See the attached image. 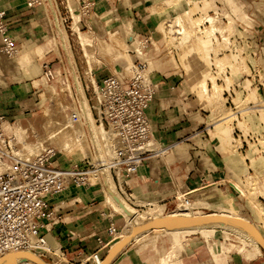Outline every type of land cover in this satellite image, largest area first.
Instances as JSON below:
<instances>
[{
    "label": "rangeland",
    "instance_id": "374dc122",
    "mask_svg": "<svg viewBox=\"0 0 264 264\" xmlns=\"http://www.w3.org/2000/svg\"><path fill=\"white\" fill-rule=\"evenodd\" d=\"M52 1L54 5L52 9V25L54 23V26L58 28L57 30L61 33L63 42L61 43L58 39L57 42H55L53 40L54 37L50 39V34L44 41L33 44V49L36 48L39 51L42 50L34 58L33 67L35 69L39 67L40 69L42 63L49 62V69L52 71V75L54 71L58 74V69L62 66V64L60 65V60L62 59L63 63H66V70L61 69L59 75L54 77L51 76L48 79V83L52 85L55 90L53 98L50 96V93H44V90L40 87L34 88L36 91H32L33 95L29 97L27 101L22 103L24 107L32 110V112L30 111V114L27 115V117H23L21 115L15 117L14 120L16 121V119L20 118L23 123V127L27 130V135H32L34 139L28 122L34 124L37 130L40 131L41 128L39 126L43 124L44 120L47 118V108H51L54 113L60 112V119H72L76 112L74 107L75 105L72 106V99L75 100L77 110H80L83 106L88 105L87 107L90 111L89 98L91 97L92 87L96 83V75L98 73L104 75H116L121 70H123V72H128L132 63L139 58L145 59L147 63L146 70L152 66L150 68L152 73L157 72L161 75L174 73V75H178V88L184 96L187 93H191V96H193V100H196L198 107L200 106V108L204 111L202 118L205 120L207 125H209L207 129L213 128V132L208 133L211 137H217L219 140L218 144H214V146L219 147V151L229 157L228 163L230 166L235 167V170L239 168L238 181L233 182L232 180H229V182L232 183L233 188L238 193L232 192L233 195L231 197L225 198V200L222 201L213 203L205 202L208 205L199 204L197 202L199 200L193 199L189 195L178 198L179 193L169 194L167 198H164L165 200H163L162 203L156 202L158 206H161L164 214L162 216L151 218V223L157 225L159 222L161 223V221L170 218V209L177 203V208H180L183 205L182 203L184 199L187 198L191 200L192 204L191 208L187 211V213L190 214L188 217L196 218L195 220L200 222L203 218H205V216L210 214H219L220 210L224 209L230 211L231 213L233 212L232 215H236L237 225L220 226L218 224L210 223L212 226L200 228V223L197 222L191 227L183 225L177 227L176 229L168 230L167 232H181L180 234L174 236L176 244H174L169 251L167 249L171 246L173 236L168 234L155 235L154 230L148 231L135 238L131 244L136 241L133 245H137L139 249L141 248V252L147 251L145 255L147 260L146 262L148 264L151 260L157 258L158 256L159 258L156 260L155 264H180L179 262L185 264L186 260L184 249L186 248L184 246V236L188 235L196 238L194 242L198 245L197 247L200 249L199 251H203L200 258L206 259L210 264H217V260L220 264H242V261L244 262L254 258L257 253H260L256 235L258 236L259 233L263 238V234H261L259 229L262 228V231H264V214H261L263 210H260V207L264 206V101L261 98L263 88L258 84V82L261 83L264 81V73L258 74V77L260 78V81H258L259 78L255 77L251 69L248 68L246 58H241L240 63L234 65L233 61H235L236 55L233 51H230V49H228V47L219 40V38L217 39L214 37L215 35L207 38L205 36L206 32H202V30H204L206 26H209V24L201 25L199 29L197 27L194 29L190 26L189 19L192 21L197 20L206 14L212 15V13L209 12L210 10H219L216 2H220V0H155L156 3L154 7H152L153 15L157 19V35H155V38L157 39L158 37L160 42L156 45L143 43L141 38H137L134 34L131 36L130 40H126L125 36L130 33L125 30L123 24L128 22L127 19H117L114 21L113 25L110 24L113 28L108 33L104 32L103 29L101 32L97 31L94 25L90 26L91 22L88 24L90 19L87 20L86 27H83V29H81L82 27L79 26L78 22L76 25H78L80 30L87 32V42H82L74 29V21L77 17L79 18V15L75 13H72L71 15L73 18V24L71 25L73 35H71L69 29L66 25L62 24L58 17V0ZM224 1L228 2L235 12L242 15L241 2L237 0L235 1L236 3L234 0ZM231 1H233L236 6ZM219 7L222 8V6ZM177 16H180L183 21V28L180 30L182 31L180 34L174 32V30H177L178 27L171 26L172 21ZM92 20L93 22L99 21L97 18H93ZM104 20L105 19H101L102 22ZM102 22L101 24L103 26L109 24ZM248 22L252 25V22ZM96 24L100 27V23ZM223 25L224 24H221L220 22L215 24L216 27H219L222 30L221 33H219L221 35H224L226 29H228ZM191 33L192 35H195V39L193 38L194 36H191L192 38L189 37V34ZM234 33L235 32L230 33V31H227V34L230 35ZM53 36L56 35L54 34ZM45 41L47 42L43 47H37ZM49 41L51 42L50 46H46ZM86 43H90V46L88 45L85 47L84 45H86ZM58 44H63L64 47L58 48ZM20 46L19 42L16 43L17 49L21 50ZM139 46L142 47L143 56H136L135 54V50ZM56 48L60 52L59 55L57 54ZM244 49L247 50L248 48ZM51 50L54 51L44 56V54ZM228 50L229 52H227ZM65 52H67L66 61L64 55ZM88 54L94 56L95 58L92 63L87 61ZM15 56L13 55L8 57L7 55L0 54V57H3L11 64H14ZM205 58L207 60L206 65H204L206 62L204 60ZM196 60L200 61L204 68L196 75H189V67H193ZM121 62L126 63L125 67H122L123 64H121ZM217 63H221V66H217ZM250 63L252 66L255 64L253 61H250ZM212 64L217 67L216 74H213L211 71ZM89 65L92 66L89 67ZM225 66H229L231 68V73L228 77L224 75L221 76V74H219V72H222L221 68ZM69 67L73 72L69 70ZM24 69L28 71V66ZM56 72L54 75H56ZM43 76L44 74L39 70V73L33 76V79H39ZM211 78L214 80L213 82L211 81V84H209V79ZM225 78L228 79L225 80ZM33 79L31 80V83H29L32 88ZM201 81L206 82V91L200 90L199 86ZM85 85L89 93L86 91ZM27 88L30 89V86ZM215 88L217 89L218 97L212 98L209 95L210 93L213 94L215 92ZM225 91H228L229 95H226ZM224 93L225 95H223ZM218 102L224 104V107H219ZM61 104L64 106L62 110L60 109ZM252 106L261 107L251 110L248 109V107ZM219 116L223 119L221 120V117ZM197 117H199V115ZM82 120L85 122L83 118ZM73 121L78 127H82L77 118ZM83 125L85 126L84 130L86 132L93 156L102 155V150L99 149V145L97 146V144L93 143L96 136L95 126L97 125L93 123V120L90 122L87 121ZM203 132L206 133L205 129ZM203 132L200 130L193 133L188 131V135H192L193 138L195 134H198L199 140H197L198 142H193V144L204 149L206 147V142L204 138L201 139V137H203ZM192 138L191 136L186 137L188 140ZM159 148L160 145L157 144L156 149ZM191 150L195 151L196 149L193 148ZM86 158L90 162L94 163L92 158ZM82 159L85 158L82 156L81 151L76 148L70 153L62 152V154H58L55 161H59L64 164L70 161L77 162ZM235 170L231 176L234 175ZM109 174L111 176L110 170ZM97 178L98 177L95 175L90 176L89 183L90 185H94L91 189H88L87 187L74 189L72 195L67 196L68 199L65 203L68 204H66L67 206L65 208H62L64 223L71 222L72 216L77 215L79 211L83 212L85 210L92 209L93 213L90 216L80 219L78 220L79 222L76 223V228L84 231L88 227L92 226V223L98 225L97 219L100 218L101 213L104 212L108 214L109 210L111 212V208L106 206L103 202V187L102 185L101 187L99 186L98 183L100 182ZM113 190L116 194L115 196L117 197H115L116 200L118 199L124 207L128 208L129 211H133L127 206L129 202L119 197L115 186H113ZM135 193L136 192L134 191V194ZM135 197H140V193L137 192L134 199ZM77 198H79V200H76ZM85 198L90 200V202L92 201L91 204H94L93 207H89L87 205L85 210L80 209L78 211L76 210V207L79 204H69L71 201H82V199ZM145 201L148 202L149 200ZM94 206H96V211L94 210ZM143 209L144 211L149 210L148 206H146V208H142V210ZM66 211L67 213H64ZM121 216H117L113 219H121L120 229L123 228L125 221L127 220L126 217L129 215L125 216L121 214ZM177 217H182V215H177ZM83 220H85V223L87 224L82 225ZM146 221H148L146 218H142L141 223ZM100 226L102 227V225H98V227ZM64 227L65 226L60 225L54 226V228L61 233H63ZM211 229L213 232L209 235H206V232L203 234L200 233V231ZM121 239L118 238L113 245H116ZM207 239L211 240L210 242L214 247V253L212 252V255L207 254L206 252ZM87 242L88 246H92L94 244L93 239L87 240ZM210 242H208V246L212 251ZM121 253H119L117 257ZM50 264H59V261Z\"/></svg>",
    "mask_w": 264,
    "mask_h": 264
},
{
    "label": "built area",
    "instance_id": "2783aa9c",
    "mask_svg": "<svg viewBox=\"0 0 264 264\" xmlns=\"http://www.w3.org/2000/svg\"><path fill=\"white\" fill-rule=\"evenodd\" d=\"M23 1L29 10L44 11L43 0ZM216 4L218 12H228L221 0ZM94 5L93 0H58V17L70 31L71 14H78L79 26L83 29L87 20L94 15ZM209 12L214 13L215 10ZM248 17L254 18L253 13ZM253 28L252 25L235 23L234 34L228 35L226 31L224 35L217 33L214 37L219 38L236 55L234 65L239 64L241 58H246L248 68L258 77V74L264 73V52L259 49V40L255 36L257 31L254 32ZM141 41L148 43V38ZM16 43L6 10L0 7V54L15 56ZM250 61L255 63L254 66ZM146 64L145 59L139 58L132 63L128 72L121 70L116 75L96 79L97 88L92 89L89 98L92 120L94 124L103 126L113 148L109 168L111 179L119 197L129 203L134 200L131 180L139 169L147 167L150 157L169 151V147L156 149L157 143L152 138L147 111L160 89L152 72L144 74ZM221 69V76H230L229 66ZM44 71L47 79L53 76L48 66ZM211 71L217 73V67L213 64ZM258 84L264 89V81ZM85 88L88 92L86 85ZM225 93L229 95L228 91ZM30 111L22 110L19 115L27 117ZM14 122L9 115L0 114V260L11 254L29 252L47 264L62 258L66 259V264H100L107 250L119 238L117 232L120 227L113 219L121 214L112 213V210L108 214L101 213L98 224L106 222V227L84 235L74 230L63 235L54 228L56 225H67L63 222L62 213V204L66 201L64 196L72 195L74 189H91L94 186L89 183L94 166L87 158L64 164L55 161L62 152L54 144L47 145L39 152L27 149L26 143L35 140L32 135L18 139L15 134L7 132L6 126ZM200 131L203 132L204 127ZM74 204H79V201ZM47 225H51V228L47 229ZM47 235L59 246H48ZM90 239L94 240L92 249L87 247V240ZM72 251L77 253L71 256ZM16 264L35 263L24 261Z\"/></svg>",
    "mask_w": 264,
    "mask_h": 264
},
{
    "label": "crops",
    "instance_id": "0c3cea01",
    "mask_svg": "<svg viewBox=\"0 0 264 264\" xmlns=\"http://www.w3.org/2000/svg\"><path fill=\"white\" fill-rule=\"evenodd\" d=\"M93 1L95 4L94 15L88 21V24L91 22L90 26L94 25L97 31L101 32L103 29L104 32L108 33L113 28L114 21L117 19H127L131 22L132 34L134 36L141 39L148 38L149 44L156 45L160 43L158 37L157 39L155 38V35H157V19L152 12V7L156 3L155 0ZM237 1L242 3V15L250 20L252 26L255 27L253 31H257V35L255 36L259 40V49L264 52V0ZM0 7L6 10V15L11 23V33L17 40V43H20L21 50H32L33 44L44 41L50 34L52 36L49 22L43 10H29L23 0H0ZM251 12L254 18L248 17ZM93 18H97L99 21L93 22ZM101 19L105 20L102 22ZM101 22L109 24L103 26ZM96 23H100V27ZM247 33L252 36L251 32L247 31ZM47 41L37 47H43ZM49 53L51 52L48 51L44 56ZM45 66L49 67V62L42 63L40 69L38 66L36 69L32 67L29 73V70L26 71L24 69L26 67L19 68L16 61L14 64H11L3 57H0V114H7L10 118L14 119L20 116L19 113L22 110L27 111V108L22 103L33 95L32 91H36L29 83H31L33 76L39 73V70L44 74ZM58 71L61 72L60 69ZM55 72H53V75ZM59 72L58 74L56 72L54 76L59 75ZM152 75L159 84L160 92L154 99L152 106L148 109L147 116L150 121L153 140L162 148L169 147V152L155 156L154 159L148 161L147 167L139 169L136 177L131 180L133 194L134 191L136 192L135 194L139 192V199L158 203H162L165 200L164 198H167L169 194L179 192L183 196L189 195L193 199L207 203L222 201L225 198L231 197L233 195L232 192L236 193L237 191L229 180L233 182L238 181L239 168L235 170V167L230 166L228 163L229 157L219 151V147L214 146V144H218L219 140L217 137L209 135L208 132H213V128L207 129L209 125L202 118L204 111L200 106L198 107L191 93H187L184 96L180 91L177 86L179 81L178 75H174V73L161 75L157 72L152 73ZM103 76L105 75L98 73L96 79H101ZM28 86H30V89L27 88ZM262 91L261 98L264 101V89ZM198 115L199 117H197ZM202 127L206 131V133L203 132V137H201L206 142L204 149L193 144V142L199 139H190L191 141L186 139L187 136H191L192 138V135H188V131L193 133ZM193 148L196 150L192 151L191 149ZM234 170V175L231 176ZM64 197L67 201V195ZM91 202L86 198L82 199V201H79L76 210H85L87 205L93 207L94 204H91ZM95 208L96 206H94V210L96 211ZM92 213V209L83 212L79 211L77 215L72 216L71 222L67 223L63 228V233L58 230L56 232L64 235L67 231L74 230L84 235L93 230L101 231L106 227V222L98 224L102 225V227H98V225L92 223V226L84 231L76 228L78 220L86 218ZM120 222L121 219L115 220V224L118 227L121 226ZM85 224L87 223L83 220L82 225ZM205 231L206 235L213 232L212 229ZM259 231L263 234L264 238L262 228ZM200 233L202 232L200 231ZM173 238L171 246L167 249L168 251L176 244V239L175 237ZM195 239L190 235L184 236V246L186 248L184 249L185 264H210L206 259L200 258L203 251H199L198 245L194 242ZM210 241L209 239L206 240V252L212 255L214 247ZM208 242L211 244L212 251L208 246ZM133 244H130L111 264H148L145 255L147 251L141 252L142 249ZM257 245L260 253H257L250 260L242 261V264H264V250L259 244ZM87 247L92 249L94 244L92 246H88L87 244ZM76 253L72 251L71 256ZM158 258L159 256L151 260L149 264H155ZM179 263L182 264L181 262Z\"/></svg>",
    "mask_w": 264,
    "mask_h": 264
},
{
    "label": "bare ground",
    "instance_id": "6f19581e",
    "mask_svg": "<svg viewBox=\"0 0 264 264\" xmlns=\"http://www.w3.org/2000/svg\"><path fill=\"white\" fill-rule=\"evenodd\" d=\"M235 1L236 0H234V2ZM221 2L228 9V12L220 13V12H218L217 9H215V12L212 13V15L206 14L205 16H203L201 18H198L197 20H193V21L189 19L190 26L192 28H194V29H196V27L199 29V27L201 25L209 24V26H206L204 28V30H202V32H206L205 36L208 38V37H211L212 35H215L217 33H221L222 30L219 27L215 26V24L217 22L218 23L220 22L221 24H224L223 26H225V28L229 29V30L226 29V31H228V32L230 31V33L234 32L235 23L245 24V25H248V26L251 25L248 22L250 20L245 18L243 15H239L237 12H235L234 9L230 6V4L228 2H226L224 0H221ZM231 2H233V1H231ZM234 2H233V4L236 6V4H235L236 2L235 3ZM43 4H44L43 13L46 16L47 21L49 22L50 30H51V33H52V36H51L50 39H52L54 37L53 40L55 42H57V39H58L62 43L63 41H62V38H61L62 37L61 33L57 30L58 28L54 26V23L52 25V21H53L52 9H53V6H54L53 5V1L52 0H43ZM239 6H240V4H239ZM79 21H80V16H79V18L77 17V19H75V21H74L75 22L74 23L75 32L78 34V36L80 37L82 42H87V32L81 31L80 28L78 27V25H76V24H78ZM72 24H73V18L71 17V23H70L71 35H73V31L71 29V25ZM123 26L125 27V30L127 32L129 31V33H130V34H127L125 36V38H126V40H130L131 36H133L131 22L130 21L125 22L123 24ZM171 26L178 27V29L174 30V32L177 33V34H180L182 32L180 30L183 28L182 18L180 16L175 17V19L172 21V25ZM54 34L56 36H53ZM191 36L192 37L194 36L193 38L195 39V35H192V33H191V34H189V37L192 38ZM66 39H68V38H66ZM50 44H51V42L49 41L47 43V45L50 46ZM88 45L90 46V43H86V45H84V46L87 47ZM54 46H52V47H54ZM59 47L63 48L64 46H63V44H58V48ZM40 51H42V50H40ZM40 51L37 50L36 48L33 49V50H24V49L23 50H19V49H16V54H15L16 55L15 56L16 64L18 65L19 68H24V67L28 66V70H29V73H30V70H32V67H33L34 58L38 55V53H40ZM53 51L54 50H51L50 52H53ZM56 51H57V54L59 55L60 52H59V50L57 48H56ZM135 54H136V56H143L142 47H140V46L137 47V49L135 50ZM64 55H65V61H66L67 52H65ZM93 59H95L94 56H91L89 54L87 55V61L89 63H92ZM204 60L206 61L204 65H206V63H207L206 58ZM60 61H61L60 65L62 64V66L59 69L60 70L61 69L66 70V63H63L62 59ZM124 63L125 62H121V64H123L122 67H125L126 63L125 64ZM218 65L220 67L221 63H217V66ZM90 66H92V65H89V67ZM146 66H147V64H146ZM222 66H224V65H222ZM150 68L144 72L145 75H148L149 73H151L152 70ZM203 68H204V66H202L200 61L196 60L194 66L193 67L192 66L189 67V75H196ZM69 70H71L70 67H69ZM71 72H73V71L71 70ZM53 77H54V75H53ZM65 78H66V76H65ZM226 79H228V78H225V80ZM213 80L214 79H212V78L209 79L210 82L211 81L213 82ZM32 83H33V85H32L33 88H39L40 87L41 89L44 90V93H50L51 94L50 96L53 98V94H55V90H54L53 86L48 83V79H47V77L45 75L43 77L39 78V79H33ZM66 87H68V86H66ZM92 88L96 89L97 88V84L95 83V85ZM199 88H200L201 91H206V82L205 81H201ZM70 93H72V92H70ZM209 96L212 97V98L218 97L217 89L215 88V92L213 94L210 93ZM218 104H219V107H221V108L224 107V104H222L221 102H218ZM81 105H82V103H81ZM72 106H74L75 109H76L75 116L72 119H68V118L60 119V112L54 113L51 108H47L48 109L47 118L44 120L43 124H41L39 126L41 128L40 131L37 130V128L35 127L34 124L28 122V125L30 127V130H31L33 136H34V140L35 141L34 142H30V143L27 142L26 145H25L26 148L34 150L35 152H39L42 149H45V147L47 145L54 144L56 146V148H58L61 152L70 153L74 149L78 148L81 151V154H82V156L84 158H86V157L92 158V161L95 164L91 162L92 165L94 166V169L91 172V176H93V175L97 176L98 177L97 178L98 181L101 183V185L103 187L102 188L103 189L102 190L103 191V195H104L103 196L104 197L103 202L106 204V206H109L113 212H116L118 214H122V215H125V216L129 215L128 217H126L127 220L125 221V224H124L123 228L120 229L117 232L118 233V237L120 239L123 238V237L129 236V235H133L134 232L140 231L139 230L140 227H155V226H152L154 224L151 223L152 222L151 218L162 216L164 214L162 212L161 206H158L156 204V202H152V203L151 202H146L145 200H141V199H138V198L135 197L134 200L130 201V203L127 204V206L130 207V209L133 210V211H129L128 208L124 207L120 203V201L118 199L116 200L117 197L115 196L116 194L114 193V190H113L114 184L112 183V179H111V176L109 174V168H110L112 154H113V148H112V145L110 143L109 135L106 132V130L103 128V126H101V125L95 126L96 136L94 138V142L93 143L97 144V146L99 145V147H100L99 149L102 150V155L93 156L91 148H90L89 143H88L86 132L84 130L85 126L83 125L87 121L88 122L92 121L91 120L92 117H91L90 111H89V109L87 107L88 105L83 106L80 110H77V108H76L77 106H76L75 100L72 99ZM259 107H261V106H252V107H248V109L251 110V109L259 108ZM63 108H64V106L61 104L60 105V109L62 110ZM258 110H260V109H258ZM219 117H221V116H219ZM74 118L78 119V121H79V123H81L80 125H82V127H78L77 124L74 123V121H73ZM82 118L85 120V122L82 120ZM220 119L222 120L223 118L221 117ZM26 122H27V120H26ZM6 131L9 132V133L15 134L18 139H20L22 136L27 135V130L23 127V123H22L20 118L16 119V121L14 122L13 125L6 126ZM192 139H199V135L195 134ZM263 152H264V148H263ZM151 159H154V156L150 157L148 159V161H150ZM263 159H264V156H263ZM163 161H164V159H163ZM232 165H233V163H232ZM188 168H189V166H188ZM190 170H189V172H190ZM112 184H113V186H112ZM237 187H238V185H237ZM182 196L183 195L179 192L178 198H181ZM76 200H79V198H77ZM76 200L71 201L69 204H71V203L74 204L76 202ZM197 202L199 204L208 205L205 202H199V201H197ZM66 204H68V203H63L62 207L65 208L67 206ZM182 204L183 205L182 206L180 205L181 206L180 208H177V205H178V203H177L175 206H173L170 209V211H169L170 220L169 221H174V219H175V217H177V215H182V217L190 216V214H188L187 211H188V209L191 208V205H192L191 204V200L186 198V199H184ZM146 206H148V209L150 207L151 208L148 211H144V209L142 210V208H146ZM263 207L261 206L260 210L262 209L264 211ZM263 211H262L261 214H264ZM232 213L230 211L221 209L219 214H211L212 216H210V217H220L221 216L223 218H216V219L210 221L209 224L211 223V224H218L220 226L221 225L222 226H230V225L231 226L232 225L235 226V225H237L236 224L237 218L235 217L236 215L234 216V214L232 215ZM171 217H173V218H171ZM142 218H146L148 221L141 223ZM50 228H51V225H47V229H50ZM152 230L155 231V235H157V234H159V235L160 234H163V235L164 234H168V235H172L174 237V236L179 234V232H167V230H168L167 227H164V228L156 227V228H153ZM201 232L205 233L206 231L203 230ZM46 242H47L48 246H53V247L59 246L58 242L56 244L54 243V241H53V239L51 238L50 235L46 236ZM112 255L113 254H111L109 257H112ZM216 258H218V257H216ZM14 259L16 260V258H13V260ZM19 259H21V258L17 257V260H19ZM10 261H12V259H10ZM33 263H35V264H44V263H36V262H33ZM59 264H66V259L62 258L61 260H59ZM100 264H102V262ZM217 264H220L218 260H217Z\"/></svg>",
    "mask_w": 264,
    "mask_h": 264
},
{
    "label": "water",
    "instance_id": "95a60500",
    "mask_svg": "<svg viewBox=\"0 0 264 264\" xmlns=\"http://www.w3.org/2000/svg\"><path fill=\"white\" fill-rule=\"evenodd\" d=\"M210 216H212V215L210 214V215L205 216V218H203L200 222L196 221L195 220L196 218H193V217H175L174 221H169L170 218H167L164 221H161V223H159L157 225L156 224L152 225L155 227H140L139 228L140 231L134 232L133 235L126 236V237L122 238L116 245H112L107 250V252L103 258L102 264H111L116 258H118L117 255L119 253H121L122 251L124 252L125 249L132 243V241L135 238L141 236L142 234H144L148 231H151L153 228L167 227L168 230H173V229H176L177 227H180L183 225H187V226L191 227L193 224H196L197 222L200 223V228H205V227L212 226L209 224L210 221H212L216 218H223L221 216L220 217H210ZM171 218H173V217H171ZM162 219H164V218H162ZM256 238L258 239V244L264 250V239L262 238V236L259 233H258V236L256 235ZM111 254H113L112 257H109ZM17 257L21 258V259L17 260ZM13 258H16V260L15 259L13 260ZM10 259H12V261H10ZM24 261L46 264V262H44L38 256H36L33 253H29V252H22V253H16V254L8 255V256H6L0 260V264H13V263L16 264L18 262H24Z\"/></svg>",
    "mask_w": 264,
    "mask_h": 264
}]
</instances>
